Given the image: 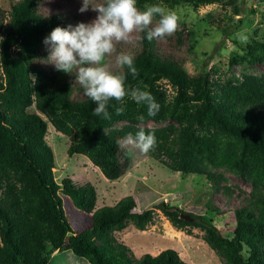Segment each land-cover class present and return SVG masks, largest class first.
Instances as JSON below:
<instances>
[{"label": "trees", "instance_id": "obj_1", "mask_svg": "<svg viewBox=\"0 0 264 264\" xmlns=\"http://www.w3.org/2000/svg\"><path fill=\"white\" fill-rule=\"evenodd\" d=\"M234 0H138L144 4L187 3L194 7ZM41 0H19L7 14L0 7V264H54L46 256L50 238L67 223L61 218L55 191L66 195L78 210L90 214V225L70 234L69 250L89 264H189L172 248L136 257L115 232L129 222L144 230L154 221L155 211L135 212L131 195L113 205L96 208L97 192L90 182L76 183L69 176L55 179L52 147L47 143V121L71 137L68 156H86L109 180L128 168L129 155L117 141L143 128L154 130L157 146L148 154L172 171L203 175L215 190L232 195L222 185L225 177L212 168L225 169L247 182L251 190L234 210L231 237L221 234L200 214L180 217L181 208L164 201L155 205L177 230L192 234L203 231L204 242L223 264H264V75H243L240 81L216 75L217 70L188 74L182 60L161 49L157 41L141 39L133 53L138 75L127 68V83L135 88L143 82L159 104L156 116L146 106L126 97L110 102L111 120L96 117V107L86 95L71 98L68 73L53 71L44 63L43 43L56 26L73 24L65 13L43 14ZM235 12L238 6H233ZM230 18V17H229ZM239 61L264 62V41L253 38ZM232 62L237 58H232ZM167 78L173 93L160 83ZM34 107V110H30ZM123 107L124 114L115 109ZM143 120L137 119L139 114ZM45 117V118H44ZM153 122L156 125L141 126ZM123 123L116 127L118 123ZM247 248V257L242 251Z\"/></svg>", "mask_w": 264, "mask_h": 264}, {"label": "rangeland", "instance_id": "obj_2", "mask_svg": "<svg viewBox=\"0 0 264 264\" xmlns=\"http://www.w3.org/2000/svg\"><path fill=\"white\" fill-rule=\"evenodd\" d=\"M17 1L19 0H0L4 14L10 12L11 5ZM93 2L100 3L102 0ZM157 3L165 6L166 10L175 12L179 17L175 33L163 40H156L157 44L165 52L180 58L188 74L195 75L214 68L217 70L216 75L220 74L235 82L247 74L264 75V62L249 64L247 61L238 60V57L245 54L251 39L264 41V0L222 1L197 7L187 3L175 5ZM81 4L82 0H41L39 9L45 15L65 13L75 19L73 22L75 25L79 21H91L97 15L91 10L80 13L78 9ZM233 6H238L239 11L235 12ZM158 19L159 17L154 23ZM242 32L248 37L245 44L239 41ZM139 40L140 33H134L132 43L120 42L116 45V50L107 60V66L111 71H121L116 63V56L121 51L135 52L140 45ZM48 55L47 52L44 63L54 73L56 70L54 65L48 63ZM233 57L237 58V61L232 62ZM67 76L72 87L71 98L83 99L85 92L76 81L75 73ZM159 81L173 93L167 78H160ZM30 110H34V107ZM45 120L47 121L45 139L54 153V173L58 182L69 176L76 183H92L97 192L96 208L113 205L120 198L131 195L136 202L135 212L147 208L154 209V221L144 230L135 228L129 222L122 231L115 232L117 239L128 245L136 257L146 252L154 255L165 248H172L189 264H223L216 252L204 242L202 230L192 228L191 235L177 230L155 205L164 201L181 208L185 213L200 214L215 225L223 236L231 237L235 226L234 210L244 203L251 190L247 182L228 170L212 168V171L225 177L222 185L228 186L232 193L228 197L223 193V189L215 190L203 175L172 171L151 157L148 152L142 153L134 144L127 143L123 149L129 155L130 164L119 178L109 180L86 156L80 154L68 156L67 148L71 137L57 131L49 119ZM122 124L118 123L116 127ZM155 125L150 121L141 124L149 127ZM123 140L124 138L121 139L122 142ZM54 195L61 218L67 225L63 231L54 233L50 238L46 250L48 260L54 264H89L69 250L68 239L70 234L90 225V214L76 209L71 200L60 191H55ZM242 254L247 257L246 247Z\"/></svg>", "mask_w": 264, "mask_h": 264}, {"label": "clouds", "instance_id": "obj_3", "mask_svg": "<svg viewBox=\"0 0 264 264\" xmlns=\"http://www.w3.org/2000/svg\"><path fill=\"white\" fill-rule=\"evenodd\" d=\"M93 11L97 15L91 21H79L75 25L56 26L47 35L43 43L49 53L48 63L54 65L55 70L64 73H75L76 81L82 86L85 95L95 103L92 114L111 120L109 108L115 101L123 103L128 97L137 105L146 106L147 115L154 117L159 111V104L143 82L135 88L127 83V74L113 72L107 66L108 57L116 50L120 42L130 44L134 33H145L141 39L148 41L163 40L175 33L178 27V15L166 10L161 4L138 6V0H82L78 11L85 13ZM159 17L158 21L154 20ZM239 41L248 42L247 35L242 32ZM4 38L0 37V41ZM135 57L130 52L121 51L116 56V63L120 68H127L133 78L138 75ZM116 115H123L124 108L115 109ZM137 119L143 120L141 113ZM134 144L142 153L154 151L157 138L154 130L145 131L141 128L133 134L127 133L123 142L117 141L123 149L124 144Z\"/></svg>", "mask_w": 264, "mask_h": 264}, {"label": "water", "instance_id": "obj_4", "mask_svg": "<svg viewBox=\"0 0 264 264\" xmlns=\"http://www.w3.org/2000/svg\"><path fill=\"white\" fill-rule=\"evenodd\" d=\"M180 217L183 218V219H185V220H189V221H191V220L194 219L188 213H182V214H180Z\"/></svg>", "mask_w": 264, "mask_h": 264}]
</instances>
